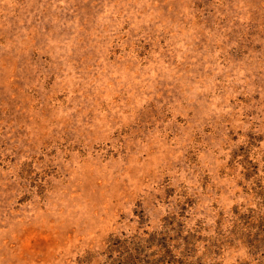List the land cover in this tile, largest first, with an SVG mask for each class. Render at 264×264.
<instances>
[{"label":"rangeland","instance_id":"1","mask_svg":"<svg viewBox=\"0 0 264 264\" xmlns=\"http://www.w3.org/2000/svg\"><path fill=\"white\" fill-rule=\"evenodd\" d=\"M262 219L264 0H0V264H264Z\"/></svg>","mask_w":264,"mask_h":264},{"label":"trees","instance_id":"2","mask_svg":"<svg viewBox=\"0 0 264 264\" xmlns=\"http://www.w3.org/2000/svg\"><path fill=\"white\" fill-rule=\"evenodd\" d=\"M246 222V221H245ZM261 223H263L264 225V219L260 220ZM251 222L248 221V224H250ZM256 223V222H254ZM252 225V224H251ZM140 241V240H139ZM141 242V241H140ZM139 243H135L133 245H128L129 242L127 243H122L123 246H121V248L119 250H115V253H118L120 256L119 258L114 259V257L111 259V264H188L185 261L182 262H176L175 261V256L173 254V250H169L168 246L165 244H156L153 245L150 242L153 241H149V245H153V246H157L159 248H164L165 254L160 257V258H155L153 257H148L145 256L141 250H143L142 245H140ZM186 246L188 247L187 250H184V256L186 258H188L191 254V246L193 247V244L190 242L186 243ZM138 247V248H137Z\"/></svg>","mask_w":264,"mask_h":264}]
</instances>
